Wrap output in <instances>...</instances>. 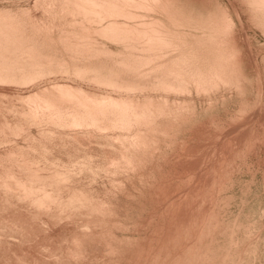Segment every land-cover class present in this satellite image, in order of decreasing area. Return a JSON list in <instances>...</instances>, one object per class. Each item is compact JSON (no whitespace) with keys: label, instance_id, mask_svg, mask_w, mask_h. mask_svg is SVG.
<instances>
[{"label":"rangeland","instance_id":"rangeland-1","mask_svg":"<svg viewBox=\"0 0 264 264\" xmlns=\"http://www.w3.org/2000/svg\"><path fill=\"white\" fill-rule=\"evenodd\" d=\"M0 264H264V0H0Z\"/></svg>","mask_w":264,"mask_h":264},{"label":"bare ground","instance_id":"bare-ground-1","mask_svg":"<svg viewBox=\"0 0 264 264\" xmlns=\"http://www.w3.org/2000/svg\"><path fill=\"white\" fill-rule=\"evenodd\" d=\"M109 15V14H108ZM114 15V14H113ZM107 18H109V16L107 17ZM114 25V24H113ZM120 25V24H119ZM110 26V25H109ZM112 26V25H111ZM117 26V25H116ZM122 26V25H121ZM112 29V28H111ZM129 30V29H128ZM112 31H113V29H112ZM125 31V30H124ZM126 31H127V29H126ZM130 31H131V29H130ZM133 31V30H132ZM115 32V31H114ZM114 34H116V33H114ZM60 94V93H59ZM68 94V93H67ZM65 95V94H64ZM64 95H63V97H64ZM70 95V94H69ZM59 96V95H58ZM62 96V95H61ZM65 96H67L68 97V95H65ZM104 100V98H101V100ZM98 104V103H97ZM98 105H100V104H98ZM99 107V106H98ZM125 110H127V108H125ZM124 110V111H125ZM206 180V179H205ZM204 184V183H203ZM209 184V183H208ZM198 187V186H197ZM206 188H208V187H206ZM203 189H204V187H203ZM206 191V190H205ZM204 191V192H205ZM190 204V203H189ZM193 205H194V203H193ZM196 205V204H195ZM198 205V204H197ZM189 211V210H188ZM191 213V212H190ZM189 216V215H188ZM192 218V217H191ZM193 224V223H192Z\"/></svg>","mask_w":264,"mask_h":264}]
</instances>
